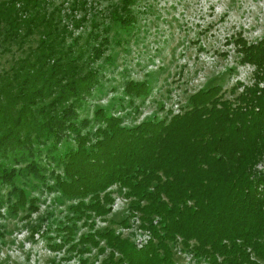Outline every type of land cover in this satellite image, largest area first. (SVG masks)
<instances>
[{
  "label": "trees",
  "instance_id": "trees-1",
  "mask_svg": "<svg viewBox=\"0 0 264 264\" xmlns=\"http://www.w3.org/2000/svg\"><path fill=\"white\" fill-rule=\"evenodd\" d=\"M134 1L114 3L111 22L93 20L83 33L75 28L87 20L86 0L52 10L48 0H0V46L23 51L0 69V209L35 210L18 182L35 179L68 202L51 246L69 243L84 263L96 247L100 264H192L175 259L180 245L201 264H264V33L226 36L238 62L252 66L249 82L201 86L176 111L134 124L111 105L80 115L101 83L98 60L120 43L117 28L128 32L136 21ZM33 34L35 44H26ZM150 88L128 78L122 91L133 99ZM115 184L128 198L115 222L136 224L146 235L140 245L133 231L95 227L112 210ZM78 221L88 229L76 236Z\"/></svg>",
  "mask_w": 264,
  "mask_h": 264
},
{
  "label": "rangeland",
  "instance_id": "rangeland-1",
  "mask_svg": "<svg viewBox=\"0 0 264 264\" xmlns=\"http://www.w3.org/2000/svg\"><path fill=\"white\" fill-rule=\"evenodd\" d=\"M72 1L48 0L47 8L52 10L54 5ZM119 1L86 0L87 20L75 32L86 33L93 20L111 22L109 8ZM131 8L136 21L128 32L121 33L117 28L120 43L112 40L98 60L102 65L101 83L80 108V115H91L96 104L111 105L126 124H134L154 114L165 116L168 108L176 111L201 86L218 81L229 87L236 79L250 81L252 66L238 62L234 45L226 41V36L240 30L248 40L259 38L264 33V0H135ZM74 12L78 16L83 9ZM37 37L33 34L26 44H35ZM21 54L16 44L10 50L0 46V69ZM128 78L148 80L149 93L129 99L122 91ZM18 182L26 184L28 196L35 197L37 208L20 209L14 215L4 206L0 209V264H100L104 254L96 247L83 253L82 257L88 258L85 263L80 252L68 248L69 243L53 249L51 245L60 240L53 226L65 219L68 202H61L55 192L35 179ZM112 188V210L105 219L95 217V227L110 225L124 234L135 232L136 239L143 238L145 233L136 224L122 226L115 222L126 214L128 198L119 185ZM78 224L76 236L88 229L81 221ZM33 225L40 230L33 231ZM174 257L182 263H199L180 245L174 246Z\"/></svg>",
  "mask_w": 264,
  "mask_h": 264
},
{
  "label": "built area",
  "instance_id": "built-area-1",
  "mask_svg": "<svg viewBox=\"0 0 264 264\" xmlns=\"http://www.w3.org/2000/svg\"><path fill=\"white\" fill-rule=\"evenodd\" d=\"M257 167H258V168H263V169H264V160L261 161V162H259V163L257 164ZM145 237H146V235H144V237L141 238V239H144ZM141 239H137L139 245L141 244V243H140Z\"/></svg>",
  "mask_w": 264,
  "mask_h": 264
}]
</instances>
